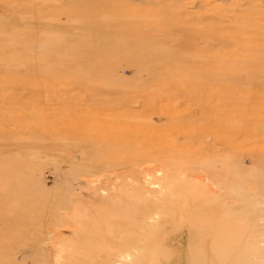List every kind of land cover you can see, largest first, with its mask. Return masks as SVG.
Returning a JSON list of instances; mask_svg holds the SVG:
<instances>
[{
    "label": "rangeland",
    "instance_id": "1",
    "mask_svg": "<svg viewBox=\"0 0 264 264\" xmlns=\"http://www.w3.org/2000/svg\"><path fill=\"white\" fill-rule=\"evenodd\" d=\"M125 263L264 264V0H0V264Z\"/></svg>",
    "mask_w": 264,
    "mask_h": 264
},
{
    "label": "bare ground",
    "instance_id": "2",
    "mask_svg": "<svg viewBox=\"0 0 264 264\" xmlns=\"http://www.w3.org/2000/svg\"><path fill=\"white\" fill-rule=\"evenodd\" d=\"M137 38V37H136ZM102 108H104V107H102ZM103 120V119H102ZM116 120H121V117H119V119L118 118H116ZM145 142V141H144ZM140 144H142V143H140ZM145 144V143H144ZM126 150H123L125 153H127V154H132V153H134L135 151H136V149H137V145H136V143H134V145L132 146V147H126L125 148ZM138 157H140V158H145V157H143V155L141 156V154H139V153H134V154H132V155H128V156H126V155H124V154H120L119 156H117V157H111L113 160L115 159L116 160V162H114L113 160H108L107 161V163H104L102 166H100L99 165V167H98V169H100V170H104V168L105 169H108L110 166H115L116 168H118V169H125V170H128V172H130L131 174L130 175H127V176H131L132 178L134 177L133 175H134V173L135 172H137L138 170H139V166H141V164H137L136 162L137 161H132V162H129V163H127L126 162V160H124V159H135L136 158V160L138 159ZM139 158V159H140ZM108 159H110V158H108ZM163 159H165V157L163 158ZM144 160V159H143ZM142 161V160H141ZM150 165H152V164H150ZM144 166V165H143ZM149 166V165H148ZM143 168V167H142ZM131 169V170H130ZM111 171H112V173L113 174H116L117 172H116V170L115 169H111ZM140 171V170H139ZM111 173V174H112ZM187 173H188V171H187ZM110 174V175H111ZM112 174V175H113ZM109 175V174H108ZM111 175V176H112ZM117 175V174H116ZM187 175V174H186ZM146 176V175H145ZM189 176V175H188ZM114 177V176H113ZM117 177V176H116ZM118 177H119V175H118ZM101 178V177H100ZM134 184V183H133ZM135 185H136V183H135ZM128 254V253H127ZM130 255L128 254V257H129ZM119 263V262H118ZM126 264V263H125Z\"/></svg>",
    "mask_w": 264,
    "mask_h": 264
}]
</instances>
